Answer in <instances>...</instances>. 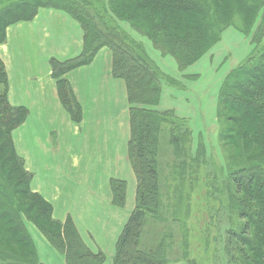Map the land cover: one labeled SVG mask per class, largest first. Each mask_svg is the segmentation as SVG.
Returning a JSON list of instances; mask_svg holds the SVG:
<instances>
[{
    "label": "trees",
    "instance_id": "trees-1",
    "mask_svg": "<svg viewBox=\"0 0 264 264\" xmlns=\"http://www.w3.org/2000/svg\"><path fill=\"white\" fill-rule=\"evenodd\" d=\"M43 7L69 13L84 29L79 56L64 62L51 60L60 99L73 120L81 121L82 109L63 77L90 63L102 47L112 50L113 73L127 83L129 152L138 193L137 206L118 240L114 264H167L186 254L179 243L176 251L172 233L162 232L152 245L143 239L149 218L159 226L167 217L157 158L162 140L170 139L177 152L185 135L192 136L188 120L174 111L156 109L168 76L124 24L148 37L163 54L173 55L185 69L219 42L229 26L250 35L262 18L253 34V54L231 73L220 94V114L227 113L234 121L224 133L225 141L250 162L230 173L234 183L230 207L235 214L228 216L231 222L223 229L226 236L217 259L223 264H264V0H0V45L7 41L8 26L33 19ZM28 114L26 107L9 101V78L0 56V263L44 264L27 229L28 220L65 255L67 264H103L105 254L90 249L72 218L64 222L54 218L53 205L31 190L32 173L13 140V131ZM111 185L113 204L124 207L125 182L113 179Z\"/></svg>",
    "mask_w": 264,
    "mask_h": 264
},
{
    "label": "crops",
    "instance_id": "crops-1",
    "mask_svg": "<svg viewBox=\"0 0 264 264\" xmlns=\"http://www.w3.org/2000/svg\"><path fill=\"white\" fill-rule=\"evenodd\" d=\"M84 36V29L69 13L43 7L33 19L8 27L0 56L9 77L10 103L29 110L26 120L13 131V140L33 174L32 190L53 205L54 218L64 222L71 217L90 249L103 251L107 256L104 264H113L116 243L136 205L137 180L129 152L131 103L125 79L113 73V52L104 46L90 63L63 77L82 109L81 121L73 120L60 99L51 60L64 62L79 56ZM141 40L151 58L169 72L172 65L167 57L154 50L151 41ZM213 57L214 53L208 55L210 60ZM183 82L187 84V79ZM165 87L163 83L157 108H175L164 103ZM185 87L186 91L188 85ZM191 94L185 103L194 97ZM200 106L207 114L208 104L200 103L185 112L186 117L195 119ZM113 179L127 183L123 208L112 203ZM26 225L42 263L67 264L65 255L33 223Z\"/></svg>",
    "mask_w": 264,
    "mask_h": 264
},
{
    "label": "rangeland",
    "instance_id": "rangeland-1",
    "mask_svg": "<svg viewBox=\"0 0 264 264\" xmlns=\"http://www.w3.org/2000/svg\"><path fill=\"white\" fill-rule=\"evenodd\" d=\"M261 21L262 18L258 20L259 24ZM258 22L252 28V35L244 34L234 25L229 26L222 33L221 40L208 49L206 52H209L204 57L189 65L184 71L179 69L173 56L167 57L172 65L169 73H174L180 79V76L185 74L187 84L169 86L168 78V82H164L166 86L164 103H167L168 107L175 108L156 107V109L174 111L177 117L188 120L189 126L192 127V136L185 135L184 141L177 145V152H175L176 145L172 144L170 139H163L161 152L157 156L161 201L165 206L167 217L164 223L159 225L161 228L149 218L143 240L146 245H152L162 232L172 233L176 251H180L176 247L179 243L186 254H181L179 259L170 260L167 264H223L217 259L222 251V240L226 236L223 229L231 222L228 217L230 212L232 216L235 214V209L232 210L230 207L234 191L230 173L233 168H240L250 160L236 152L231 142L225 141L224 133L234 121L231 122L227 113L220 114V94L231 73L243 67L253 54L255 43L252 38ZM124 25L137 39L151 41L131 28L129 24ZM154 46L153 44L155 50ZM210 53H214L211 60L208 59ZM163 73L167 75L165 71ZM175 81L177 82L176 79ZM187 85L188 89L185 91ZM191 91L194 97L185 103L187 98H191ZM200 103L208 104L210 109H206L207 114L200 106L196 111L195 119L187 118V113L198 108ZM213 113L212 121L209 122V116ZM175 153H180V156ZM133 170L137 180L136 208L138 178L134 167ZM125 185L127 189L126 182ZM111 190L113 192L112 185ZM26 222L30 221L26 220ZM117 244L118 241L116 251ZM57 252L64 256L59 250Z\"/></svg>",
    "mask_w": 264,
    "mask_h": 264
},
{
    "label": "bare ground",
    "instance_id": "bare-ground-1",
    "mask_svg": "<svg viewBox=\"0 0 264 264\" xmlns=\"http://www.w3.org/2000/svg\"><path fill=\"white\" fill-rule=\"evenodd\" d=\"M125 27V26H124ZM131 33V32H130ZM131 34H133V33H131ZM155 47V49L157 50V51H159L160 52V54L163 56V57H168V56H173V55H171V54H163L162 52H161V50L159 49V48H157L156 46H154ZM209 52V51H208ZM208 52H205L204 53V55L205 54H207ZM203 55V56H204ZM202 56V57H203ZM174 57V56H173ZM201 57V58H202ZM175 58V57H174ZM201 58H199L197 61H199ZM176 59V58H175ZM176 61H177V59H176ZM197 61H195V62H193L191 65H193L194 63H196ZM177 64H178V67H179V69L180 70H182V71H184L185 69H187V68H185V69H183V68H180V66H179V63H178V61H177ZM161 69V68H160ZM162 70V69H161ZM163 71V70H162ZM164 72V71H163ZM165 72L167 73V75H168V78H169V86H178L179 84H184V82H183V80H185L186 78H184L185 77V74H182L180 77H181V79H183V80H180V81H177L178 82V84H177V82L175 81V77L172 75V74H170L169 72H167L166 70H165ZM30 187H31V184H30ZM31 190H32V188H31ZM33 191V190H32ZM35 192V191H34ZM38 193V192H37ZM40 194V193H39ZM41 195V194H40Z\"/></svg>",
    "mask_w": 264,
    "mask_h": 264
}]
</instances>
